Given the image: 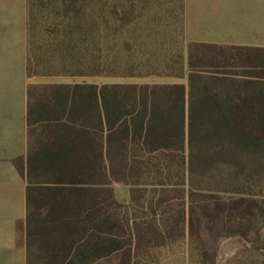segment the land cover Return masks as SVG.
Wrapping results in <instances>:
<instances>
[{
	"label": "trees",
	"instance_id": "1",
	"mask_svg": "<svg viewBox=\"0 0 264 264\" xmlns=\"http://www.w3.org/2000/svg\"><path fill=\"white\" fill-rule=\"evenodd\" d=\"M206 65L190 63L187 86L51 87L44 116L31 108V137L38 124L41 134L26 163L16 161L28 182L30 264H98L128 247L126 237L136 242V260L147 257L153 238L166 244L170 232L107 214L114 183L145 179L193 194L206 187L250 196L264 186V63L241 79L209 74ZM234 203L240 216L236 224L221 217L224 232L242 233L264 220V199ZM194 223L190 239L205 256L208 236L220 228ZM128 256L134 259L132 251Z\"/></svg>",
	"mask_w": 264,
	"mask_h": 264
},
{
	"label": "rangeland",
	"instance_id": "2",
	"mask_svg": "<svg viewBox=\"0 0 264 264\" xmlns=\"http://www.w3.org/2000/svg\"><path fill=\"white\" fill-rule=\"evenodd\" d=\"M169 1L30 0L29 11L39 13L38 19L30 21L31 29L35 30H32L36 34L34 37L51 40L52 50L61 49V45L56 44L57 33L68 29L65 30L68 41L64 49L65 70L53 71V65L61 67L62 63H31V69L42 76L51 72V75L98 86H187L190 63H207L204 68L207 73L237 79L259 73L255 70L257 63H233L234 54L219 49L191 48L192 59L185 63L182 46L173 43L176 37L167 34L171 21L165 8ZM51 54L61 56L62 51ZM231 54L233 56L229 57ZM138 183V186L111 185L114 200L107 204V214L118 221H128L130 225H142L143 229L154 225L157 230L170 232L171 237L163 245L157 243L158 238H153L156 243L150 245L147 257L138 260L134 254L138 251L133 245L135 241L132 243L126 237L128 247L124 246L123 250L98 264H264L262 218L259 226L246 227L242 233L237 228L227 232L221 228V217L235 223L236 217L240 216L235 211L238 208L234 203L236 200H262L264 186L255 188L254 196H250L229 190L227 193L207 191L206 187L193 194L188 187H153V183L145 179L137 180ZM100 200L104 202L102 198ZM206 207L211 210L205 211ZM191 221L196 227L209 223L220 228L219 232L211 234V238L208 236L205 256L199 251L198 243H194L197 239L194 242L190 239ZM130 251L133 260L128 256ZM33 264L41 263L36 259Z\"/></svg>",
	"mask_w": 264,
	"mask_h": 264
},
{
	"label": "crops",
	"instance_id": "3",
	"mask_svg": "<svg viewBox=\"0 0 264 264\" xmlns=\"http://www.w3.org/2000/svg\"><path fill=\"white\" fill-rule=\"evenodd\" d=\"M29 2L0 0V264H30L25 231L28 182L16 165L18 160L26 163L41 134L38 124L31 137L29 111L32 108L36 118L44 116L53 98L51 87L87 85L31 69V63H62L53 65V71L65 70L68 29L57 33L61 49L52 50L51 40L34 37L30 21L39 13L29 11ZM165 10L171 21L167 34L182 46L185 63L191 60L190 49L201 46L224 48L234 54L229 56L233 63H264V0H170ZM59 50L61 56L51 54Z\"/></svg>",
	"mask_w": 264,
	"mask_h": 264
}]
</instances>
